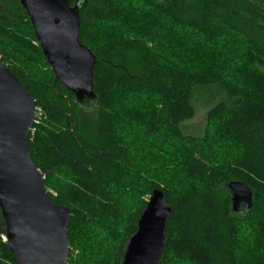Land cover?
Here are the masks:
<instances>
[{
    "label": "trees",
    "instance_id": "trees-1",
    "mask_svg": "<svg viewBox=\"0 0 264 264\" xmlns=\"http://www.w3.org/2000/svg\"><path fill=\"white\" fill-rule=\"evenodd\" d=\"M141 2L137 19L113 0H87L82 8L80 38L98 58L96 104L85 109L56 78L21 1L0 0V33L27 30L37 55L35 67L0 47L41 112L29 136L32 157L53 200L73 210L68 264L75 248L79 264H121L144 195L156 188L173 208L160 264H264V0ZM177 27L208 47L236 43L239 51L201 65L166 57L157 36ZM208 84L233 102L209 110L204 136L186 135L181 124L195 116L193 90ZM85 113L96 116L93 138L82 129ZM153 144L169 155L162 173L138 158ZM230 180L252 189L246 214L231 208ZM4 234L0 209V264H21Z\"/></svg>",
    "mask_w": 264,
    "mask_h": 264
},
{
    "label": "water",
    "instance_id": "water-1",
    "mask_svg": "<svg viewBox=\"0 0 264 264\" xmlns=\"http://www.w3.org/2000/svg\"><path fill=\"white\" fill-rule=\"evenodd\" d=\"M54 74L85 109L96 104L97 55L80 38L81 10L87 0H20ZM38 107L24 83L0 56V209L7 243L21 264H68L73 210L56 203L33 159L29 136ZM231 208L246 214L253 192L239 180L226 183ZM173 208L163 189L153 190L130 238L121 264H160L166 253L167 222Z\"/></svg>",
    "mask_w": 264,
    "mask_h": 264
},
{
    "label": "rangeland",
    "instance_id": "rangeland-1",
    "mask_svg": "<svg viewBox=\"0 0 264 264\" xmlns=\"http://www.w3.org/2000/svg\"><path fill=\"white\" fill-rule=\"evenodd\" d=\"M113 1L118 2L123 10H125L132 18H136V19L138 17L139 10L143 6L141 0H113ZM16 31H18V29H15V32ZM21 32H22L21 35L12 34V36H10L8 33H4V34L0 33V47L6 51L5 54L7 53V55L11 57L12 55L13 57H16L15 55L17 56L19 55L20 58H23L25 61L27 60L28 65L38 67L39 64L36 61L37 55L34 50L29 49L28 43L26 42V40H31L30 38L26 37L31 34L27 32V30H23ZM158 36L156 42L158 45L162 46L163 55L166 57H170L174 60L177 59L178 61H180L181 57L182 58L184 57L186 59H182L183 60L182 62H186L187 65H201V63H199L200 61L202 62L206 61L207 63H212V61L216 60L217 62L218 59H224L227 57L231 58L230 54H234V52L238 53L239 51V48L236 45V43L233 46H231L230 44L223 43L222 45L221 43H217L214 46L212 45L213 47H208L199 38L195 37L193 33L178 27L173 28V30L169 29L166 32V34L164 32V34H162L160 37ZM33 42L35 45H38V42L36 41ZM124 55L126 54L121 53L118 54V56L116 55V57L121 58ZM192 55H194L195 58H193ZM0 56L4 58L2 53H0ZM235 56L233 55L232 57ZM126 60H127V56H126ZM5 62L11 68L10 63L8 61ZM35 62L37 63V65H35ZM41 65L43 69H47L46 65L43 64L42 62ZM192 101L195 106V116L192 119L184 121L181 124V129L183 133L186 135L202 137L205 135L208 126L209 110L221 101L232 103L233 98H231L218 85L208 84V85L196 86L194 88L192 94ZM37 111H38L37 112V119H38L41 112L39 108ZM82 129L85 135L91 138L94 137L96 130L95 113H85V115H83ZM165 147H160V144L158 145L153 144L152 148L147 149L146 152L140 150L138 154V158L142 160H146L148 164L149 161L152 160V165L158 167L156 168V171L162 173L160 167L169 158V155L167 156L166 153L167 149ZM152 165L148 167H152ZM48 190L50 191L51 194L56 195V192L53 189L49 188ZM150 196L151 195L146 194L144 195V199L149 201ZM246 235L249 236L248 232L246 233ZM247 236L246 238H248ZM79 251L80 249L78 248H75L74 250L73 253L74 255L73 263L75 262L74 264H79L80 261ZM168 264H173V263L170 262ZM174 264H178V263H174Z\"/></svg>",
    "mask_w": 264,
    "mask_h": 264
},
{
    "label": "built area",
    "instance_id": "built-area-1",
    "mask_svg": "<svg viewBox=\"0 0 264 264\" xmlns=\"http://www.w3.org/2000/svg\"><path fill=\"white\" fill-rule=\"evenodd\" d=\"M2 237H3V240H4V241H7V240H8V238H7V235H6V234L2 235Z\"/></svg>",
    "mask_w": 264,
    "mask_h": 264
},
{
    "label": "flooded vegetation",
    "instance_id": "flooded-vegetation-1",
    "mask_svg": "<svg viewBox=\"0 0 264 264\" xmlns=\"http://www.w3.org/2000/svg\"><path fill=\"white\" fill-rule=\"evenodd\" d=\"M75 1H76V0H73V1H72V5L75 4Z\"/></svg>",
    "mask_w": 264,
    "mask_h": 264
}]
</instances>
